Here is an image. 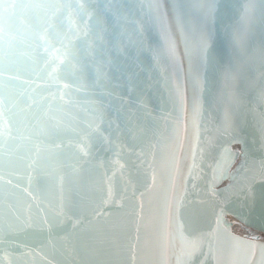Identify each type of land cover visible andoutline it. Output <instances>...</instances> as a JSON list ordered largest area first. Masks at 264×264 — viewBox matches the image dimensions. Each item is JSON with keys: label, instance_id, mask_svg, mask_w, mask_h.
<instances>
[{"label": "water", "instance_id": "water-1", "mask_svg": "<svg viewBox=\"0 0 264 264\" xmlns=\"http://www.w3.org/2000/svg\"><path fill=\"white\" fill-rule=\"evenodd\" d=\"M236 222L264 234V0H0V264H264Z\"/></svg>", "mask_w": 264, "mask_h": 264}, {"label": "snow or ice", "instance_id": "snow-or-ice-1", "mask_svg": "<svg viewBox=\"0 0 264 264\" xmlns=\"http://www.w3.org/2000/svg\"><path fill=\"white\" fill-rule=\"evenodd\" d=\"M231 143V142H229ZM238 154L237 151H233L232 149L230 148H224L223 149V153H222V156H221V162L223 163L224 167L227 168V166L233 162L234 158L236 157V155ZM224 176H227V172H223L221 178H223ZM226 223V222H225ZM217 224H219V220H217ZM253 239H258V238H253ZM240 243H245L246 241L245 240H240L239 241ZM249 243V247L251 248L252 247V243L251 242H248ZM259 247L264 250V245H259ZM201 248V244L199 241H193V242H190V247L185 251L183 252V264H191V259L192 257L196 254L197 251H199Z\"/></svg>", "mask_w": 264, "mask_h": 264}, {"label": "flooded vegetation", "instance_id": "flooded-vegetation-1", "mask_svg": "<svg viewBox=\"0 0 264 264\" xmlns=\"http://www.w3.org/2000/svg\"><path fill=\"white\" fill-rule=\"evenodd\" d=\"M240 224V223H239ZM241 226V225H240ZM242 227V229H243V233H248V234H250V235H263L264 236V234H262V233H260V232H258V231H255V230H253V229H246L245 227H243V226H241Z\"/></svg>", "mask_w": 264, "mask_h": 264}, {"label": "rangeland", "instance_id": "rangeland-1", "mask_svg": "<svg viewBox=\"0 0 264 264\" xmlns=\"http://www.w3.org/2000/svg\"><path fill=\"white\" fill-rule=\"evenodd\" d=\"M235 225H237V226H238V228H239V230H238V231L241 233V232L243 231L242 227L239 225V223H238V222H236V223H235Z\"/></svg>", "mask_w": 264, "mask_h": 264}, {"label": "bare ground", "instance_id": "bare-ground-1", "mask_svg": "<svg viewBox=\"0 0 264 264\" xmlns=\"http://www.w3.org/2000/svg\"><path fill=\"white\" fill-rule=\"evenodd\" d=\"M237 227V228H236ZM235 228L237 229V231L239 230L238 226L236 225ZM239 232V231H238ZM243 233V232H242Z\"/></svg>", "mask_w": 264, "mask_h": 264}, {"label": "built area", "instance_id": "built-area-1", "mask_svg": "<svg viewBox=\"0 0 264 264\" xmlns=\"http://www.w3.org/2000/svg\"><path fill=\"white\" fill-rule=\"evenodd\" d=\"M236 225H234V228H235ZM237 228V227H236ZM235 228V230L237 231V229Z\"/></svg>", "mask_w": 264, "mask_h": 264}]
</instances>
